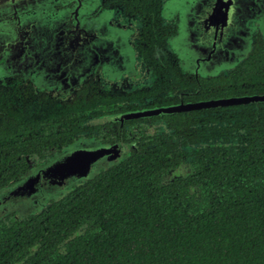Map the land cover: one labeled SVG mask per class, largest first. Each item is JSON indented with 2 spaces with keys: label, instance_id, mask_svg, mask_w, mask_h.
<instances>
[{
  "label": "trees",
  "instance_id": "trees-1",
  "mask_svg": "<svg viewBox=\"0 0 264 264\" xmlns=\"http://www.w3.org/2000/svg\"><path fill=\"white\" fill-rule=\"evenodd\" d=\"M142 1L134 10L156 20ZM142 36L150 87L85 84L61 104L24 108L0 87V189L81 136L100 130L95 140L121 144L111 164L42 209L3 217L0 264H264V102L113 118L264 94V39L228 71L197 76L177 67L159 33Z\"/></svg>",
  "mask_w": 264,
  "mask_h": 264
},
{
  "label": "flooded vegetation",
  "instance_id": "flooded-vegetation-1",
  "mask_svg": "<svg viewBox=\"0 0 264 264\" xmlns=\"http://www.w3.org/2000/svg\"><path fill=\"white\" fill-rule=\"evenodd\" d=\"M3 1L5 7L0 8V87L8 92L17 108L29 103L37 106L40 99L61 104L76 97L85 84L96 85L100 90L132 91L118 84L126 87L129 80L148 72L153 83L148 63L140 51L141 46L147 45L142 35L150 31L159 33L163 50L174 56L177 67L197 76L214 75L200 70L202 59L196 71L187 69L177 50L175 40L182 33L181 17L188 10L192 13L190 20L197 22L196 31L203 32L205 39L214 43L211 48L224 45L226 39L240 45L241 37L247 34L251 36V47L257 38L264 39V8H258L261 3L258 0H182L186 3L176 13L167 7L174 0H149V4L152 2L154 9H158L156 20L151 18L150 8L134 10L136 3L142 0H52L66 11L62 23L59 18L55 21L24 15L27 8L22 12V6L15 0ZM10 3L15 5L11 7ZM114 28L120 29L123 36L127 35L135 70L112 79L117 71L113 62L120 58L117 56L120 46L114 45L111 37L117 34ZM218 51L227 52L212 49L211 53ZM122 57L127 61L126 54ZM100 134L99 130L77 141L100 139Z\"/></svg>",
  "mask_w": 264,
  "mask_h": 264
},
{
  "label": "water",
  "instance_id": "water-1",
  "mask_svg": "<svg viewBox=\"0 0 264 264\" xmlns=\"http://www.w3.org/2000/svg\"><path fill=\"white\" fill-rule=\"evenodd\" d=\"M240 47L245 50L238 55L242 59L250 50L249 41L241 44ZM230 53L235 55L234 52L230 51ZM223 54L226 57L227 52ZM213 55L215 53H211L209 58ZM258 101L264 102V94L181 102L159 108L126 112L113 118L123 122L126 119L138 117ZM120 148L121 144L109 145L95 139L77 141L63 152L57 153L49 162L32 168L19 181L0 189V220L12 213L26 216L42 209L49 199L58 198L73 184L93 177L100 169L111 164L121 153Z\"/></svg>",
  "mask_w": 264,
  "mask_h": 264
},
{
  "label": "rangeland",
  "instance_id": "rangeland-1",
  "mask_svg": "<svg viewBox=\"0 0 264 264\" xmlns=\"http://www.w3.org/2000/svg\"><path fill=\"white\" fill-rule=\"evenodd\" d=\"M49 1L50 0H15L16 4H20L22 6L20 8L22 12H26V8H27V12L24 15L33 14V15H36L38 19H41L42 17H44V18L55 20V21L59 18L60 19L59 21H61L62 23L63 22L62 17L66 15L65 14L66 11L64 10V7L59 8L58 7L59 5L57 4V2L53 3L52 0L51 2ZM258 1H261V3L257 5L258 8L260 7L264 8V0H258ZM183 3H186V2L185 1L183 2L182 0H177V1L174 0L167 7L170 9L171 12L176 13L179 10V8H183ZM4 5H5V1L0 0V8L5 7ZM10 5L11 7H13L15 4L10 3ZM190 9L192 8L190 7ZM255 13L258 14L259 11H255ZM191 14L192 13L190 10L186 11L185 15L182 14V17H181L182 18V28H181L182 33L180 37H178L175 40L177 50L179 51V54L182 57L187 69L196 71L195 69H198L197 64L199 63L200 59H202L201 61H202L203 66H202V69L200 70H202L203 72H206L208 74H219L224 71L226 72L229 69L233 68L240 60H242L241 58L238 57V55H241V53L245 51L244 49L242 50V48L240 47L241 44L246 43V41H249V49L251 48L250 34H247L241 37L242 41L240 45L237 44L235 41L233 42L230 39H226L225 42H223L224 45L221 44L219 47L216 46L215 48L214 47L211 48V45L213 46L214 43L212 44L211 41L206 40L203 32L196 31L198 27L197 22L190 20ZM255 16L256 15H253L254 18ZM262 28L264 30V18H263ZM115 30H117L118 35L117 34L116 36L112 35L111 37H113V42H115L114 45L120 46L119 51L117 52V56L120 58L119 59L117 58V62L115 61L113 62V64L114 63L117 64V65L114 64V66L117 67V71H115L116 72V74L114 73L115 75L111 76L113 77L112 79L119 77L116 75H120L126 72L132 73L135 70V63L132 60L133 58H132V53H131L130 46H129L128 37L127 35L123 36L120 29L116 28ZM122 49L125 51L123 53H125L128 56L127 61H126V57H124V59L122 57L125 55V54L123 55ZM212 49H223L227 51V55L226 57H224L223 53L225 52L218 51V52H214L215 55L209 58V56H211ZM229 49H231L232 52L235 53V55L231 54ZM213 71H215V73ZM138 77L139 78L137 79L135 78V79L129 80L126 87L122 85L121 83H119L118 85L122 86L123 88L127 90H134L139 87L151 85L152 79H151L149 72L146 75L144 74L143 77H141V74L138 75ZM157 127H159V125L156 124L155 128L157 129ZM82 140L84 141V140H89V139H82Z\"/></svg>",
  "mask_w": 264,
  "mask_h": 264
}]
</instances>
